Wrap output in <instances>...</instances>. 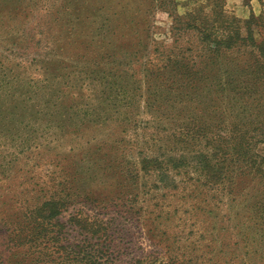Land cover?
I'll list each match as a JSON object with an SVG mask.
<instances>
[{"label":"rangeland","instance_id":"obj_1","mask_svg":"<svg viewBox=\"0 0 264 264\" xmlns=\"http://www.w3.org/2000/svg\"><path fill=\"white\" fill-rule=\"evenodd\" d=\"M249 30L264 0H0V264L62 190L113 220L115 264H264V175L225 161L264 156V92L173 82L205 34Z\"/></svg>","mask_w":264,"mask_h":264},{"label":"trees","instance_id":"obj_2","mask_svg":"<svg viewBox=\"0 0 264 264\" xmlns=\"http://www.w3.org/2000/svg\"><path fill=\"white\" fill-rule=\"evenodd\" d=\"M215 34L211 33V36ZM204 40L209 41V47L204 50L201 60L179 66L189 74L175 77V84L192 90L195 78H200L199 82L204 86L202 81L208 80V76L215 71L210 77L213 78L212 85L223 88L235 84L234 89L238 93L252 95L249 99L253 105L256 100L263 98L264 42H257L250 30L246 37L236 32L219 39H211L207 33ZM247 48H251L249 53L245 51ZM201 65L202 69L199 67ZM254 130H257V126ZM227 148L229 153H226L225 161H228V165L227 155L232 163L242 162V167L243 163L246 166L252 164L264 175V156L257 155V159H253L254 154L247 139L243 138L238 143V149ZM230 151L237 158L230 156ZM195 157L198 159L197 166L204 172L211 171L212 166L219 163L216 161L212 164L208 153L197 152ZM217 169L219 172V167ZM60 192L64 195L60 201H49L42 208L31 212L30 216H33L30 221L23 222L24 225L18 223V229L6 235L5 248L8 253H14L6 258V264H115L117 257L113 255L115 245L111 235L113 220L103 218L104 210L89 197L80 208H73L76 205L66 198L75 194L69 196L66 190ZM71 208L73 212H70ZM65 213H68V217L62 220Z\"/></svg>","mask_w":264,"mask_h":264}]
</instances>
